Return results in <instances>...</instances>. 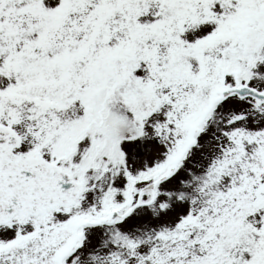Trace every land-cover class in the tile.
<instances>
[{
  "label": "snow or ice",
  "instance_id": "6c2138e0",
  "mask_svg": "<svg viewBox=\"0 0 264 264\" xmlns=\"http://www.w3.org/2000/svg\"><path fill=\"white\" fill-rule=\"evenodd\" d=\"M0 264H264V0H0Z\"/></svg>",
  "mask_w": 264,
  "mask_h": 264
}]
</instances>
